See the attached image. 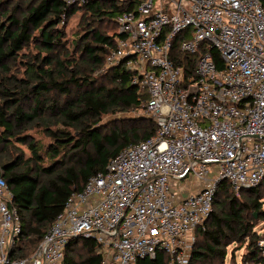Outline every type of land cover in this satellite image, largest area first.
I'll return each instance as SVG.
<instances>
[{"label":"built area","instance_id":"2783aa9c","mask_svg":"<svg viewBox=\"0 0 264 264\" xmlns=\"http://www.w3.org/2000/svg\"><path fill=\"white\" fill-rule=\"evenodd\" d=\"M81 6L96 0H64ZM126 5L106 69L123 65L148 96L156 135L130 145L74 192L36 249L19 257L22 218L0 173V264H63L72 240L93 239L101 264L167 255L190 264L197 230L222 181L264 182V7L260 0H105ZM198 55L195 77L171 56ZM217 52L221 63L213 58ZM202 182L180 195L184 183ZM258 246L264 255V239ZM263 264V263H253Z\"/></svg>","mask_w":264,"mask_h":264},{"label":"trees","instance_id":"16d2710c","mask_svg":"<svg viewBox=\"0 0 264 264\" xmlns=\"http://www.w3.org/2000/svg\"><path fill=\"white\" fill-rule=\"evenodd\" d=\"M126 9L105 0L81 6L64 0H0V173L22 218L21 258L36 249L74 192L104 172L122 150L156 135L149 118L129 126L102 124L105 117L144 109L148 99L123 65L106 69L116 47V18ZM80 11L83 19L88 15L87 20L107 22L113 29L106 34L90 29L71 49L62 26ZM171 58L185 66V78L195 77L198 55L181 52L176 41ZM213 58L221 63L217 52ZM262 189L264 182L244 190L247 199L241 202L228 182L220 183L213 212L197 230L190 264H224L229 247L245 243L244 264H264L258 246L264 233L256 231L264 222ZM167 259L159 253L137 264H167ZM63 264H101L97 243L72 240Z\"/></svg>","mask_w":264,"mask_h":264},{"label":"rangeland","instance_id":"374dc122","mask_svg":"<svg viewBox=\"0 0 264 264\" xmlns=\"http://www.w3.org/2000/svg\"><path fill=\"white\" fill-rule=\"evenodd\" d=\"M16 2H25L27 3V0H16ZM84 12L80 11L74 14L69 20L65 21L62 28L65 30L66 38H65V45L67 47H70L73 49V43L77 41V39L83 35H85L86 31L92 29V30H99L102 33H108L111 29H113V25L104 22V21H96V20H87L88 15L84 17ZM140 118H149L147 114L145 113L144 109L142 110H134L130 113L126 114H119L116 116H108L103 119L102 124H105L107 126L112 125H118V122H121L120 125H132L134 121L142 120ZM202 185V182L193 179L191 182L187 181L184 183L183 189L180 190V195L185 196L186 193H194L197 192ZM264 189H262V192ZM241 191L240 193H236L235 191L232 192V194L239 199L241 202L246 201L247 196L244 195ZM246 193V192H245ZM218 208H216V211ZM258 217L256 216L255 219ZM256 231L258 234L262 235L264 233V222L259 223V225L256 228ZM197 234V233H196ZM195 242H196V236H195ZM195 245V243H194ZM193 245V249H194ZM192 249V250H193ZM78 250V249H77ZM233 252V253H232ZM232 253V256H231ZM248 253L247 249V243L240 245V244H234L229 247L228 249V257L224 264H244L242 261V258L245 257ZM211 264V263H210ZM212 264H223L219 261L212 263Z\"/></svg>","mask_w":264,"mask_h":264}]
</instances>
